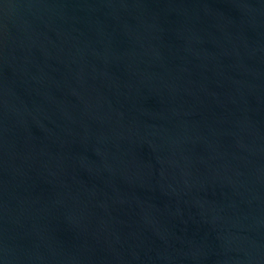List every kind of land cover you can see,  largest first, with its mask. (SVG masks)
<instances>
[{
    "label": "water",
    "instance_id": "obj_1",
    "mask_svg": "<svg viewBox=\"0 0 264 264\" xmlns=\"http://www.w3.org/2000/svg\"><path fill=\"white\" fill-rule=\"evenodd\" d=\"M0 264H264V0H0Z\"/></svg>",
    "mask_w": 264,
    "mask_h": 264
}]
</instances>
